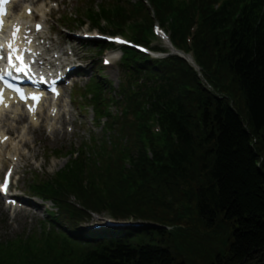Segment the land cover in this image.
I'll use <instances>...</instances> for the list:
<instances>
[{
  "label": "trees",
  "instance_id": "obj_1",
  "mask_svg": "<svg viewBox=\"0 0 264 264\" xmlns=\"http://www.w3.org/2000/svg\"><path fill=\"white\" fill-rule=\"evenodd\" d=\"M237 1L239 10L236 0H226L217 11L207 10L205 0L172 1L164 18L208 24L213 46L222 50L218 77L230 96L198 93L183 100L172 85L161 88L151 105L160 107L156 112L174 139L168 137L167 152L154 151L152 161L142 149L127 158L138 180L128 184L137 203L127 200L121 215L135 211L184 225L186 235L204 236L202 249L184 237L180 252L173 250L167 241L174 233L153 230L145 232L153 235L145 244L115 238L93 244L80 264H264V0ZM106 173L103 185L119 182V171ZM107 201L101 197L95 206Z\"/></svg>",
  "mask_w": 264,
  "mask_h": 264
},
{
  "label": "rangeland",
  "instance_id": "obj_2",
  "mask_svg": "<svg viewBox=\"0 0 264 264\" xmlns=\"http://www.w3.org/2000/svg\"><path fill=\"white\" fill-rule=\"evenodd\" d=\"M133 1V0H131ZM160 1V0H159ZM158 1V2H159ZM182 1H186V0H182ZM206 5H207V10H216L217 6H218V2H220V0H205ZM161 3V1H160ZM69 8L66 10L68 13H72L75 11L76 9V4H69L68 5ZM127 9V8H126ZM129 11H132L133 15L125 20L126 25H132V23H134L135 28H141L142 26V19H146L147 21L149 20L147 15H144L147 12H142L141 10H131L128 9ZM188 16H193V13H187ZM127 16V15H126ZM171 19H169L168 21L170 22ZM121 21V18H120ZM146 26V25H145ZM123 30H125V28H122ZM197 29L196 31V35L193 38V45L194 48L196 49V51L198 52V54H200V56L203 59V63L208 66L211 63L218 61L220 62V58L218 60H216L217 56L215 54V52H217V50L215 49V47L213 46V41H212V36L209 34L206 26L204 24L199 25V21L197 19H194L191 23V26H189L188 29L186 30H181L180 34L184 36L185 40L189 41L188 42V46L191 43V37L189 36L192 33V30ZM134 32V31H133ZM125 36V35H124ZM126 38H128L127 36H125ZM129 39V38H128ZM152 44L149 45L148 47H153L158 45V42L156 39L152 40L151 42ZM95 50V49H94ZM97 51V50H95ZM222 51V50H221ZM107 54V53H105ZM111 54V53H110ZM208 54L210 57V60H207L205 55ZM109 55V54H108ZM207 56V55H206ZM96 55H89L88 56V63L90 64V71L91 72L94 67H96V65H98V61L96 60ZM90 61V62H89ZM220 66L222 67V64L220 62ZM223 68V67H222ZM185 66H183L182 71H185ZM119 70L116 67H112V69H107L105 70L102 75H104L108 80H111L112 82H114V87L117 89V82L120 79V72H118ZM212 76H216L215 74ZM91 116V111L90 109H88V111L85 113V115L83 117H79L80 118H85L84 121L86 122L87 120H89V117ZM145 119H138L136 120V124H132L131 122L133 121H126L124 122V126L122 129L123 133H126L128 130V128H134L135 125L138 124V122H143ZM135 121V120H134ZM90 123V122H89ZM91 127L88 125H85L80 131L79 133L75 132L73 135H69L66 139H64L62 142H60L59 144H54V143H50L48 148H44V149H34L33 154L31 155V159L33 160L35 158L36 162L35 164L37 165V167H40V171L38 169H36L37 172H39L40 175H43L45 173V168L48 169L50 172L53 171L54 169H56L57 167L61 166L64 164L65 159H63V157H59L58 160H54L52 162V164L50 165V167H47V164L45 166V168L41 165L42 162H44V160L41 158L42 156H46L48 154H50L51 151L55 150V149H62V152L64 153L66 150L70 149V147H74L79 145V143L83 140V138H87L91 132ZM140 130H138L139 132ZM80 132H83V137H80L79 134ZM40 134H44L42 130H40L39 132ZM97 136H99L100 130L97 129L96 132ZM98 160H96L95 166H92V162H87L85 169L83 170V174H87V176L82 175V177L85 176L84 181L82 182V184L79 185V189L81 188L82 190L86 191V197L89 198L90 194L95 191V190H100V196L98 197H102L105 189L107 188L108 192L110 193L111 191H113V185H110V183L108 182L106 186H103L100 182H101V178L104 179V177H101L102 172H104V168L100 170V165L97 163ZM112 161H115V163L117 162L118 164V157L114 156L111 161H108L105 165L109 164L111 167L113 165H115L114 163H112ZM111 169H108V171H110ZM36 172V173H37ZM106 177V175H105ZM106 179V178H105ZM107 181V179H106ZM94 198V196L92 197V199ZM49 208H51L50 204ZM42 213L44 214V211H42ZM5 219V212H3L0 209V224L2 222V220ZM43 218L41 217H36L34 219V221H31L29 218H25V217H19L17 220H8L7 219V225H6V237L8 238H13L15 236H17L19 233L24 232V230H26L25 232H30L31 230H37L40 231L41 229V221ZM6 220V219H5ZM92 221V220H91ZM86 223V222H85ZM88 223V222H87ZM27 227H26V226ZM2 228V226L0 225V229ZM186 238L183 240L185 242H189L192 243L196 246V248H198V250L202 249V244L205 242V240H203L204 236H201L200 234L196 233L193 237H190L189 235L185 236ZM204 247V246H203ZM171 248V247H170ZM169 248V249H170ZM55 253L53 254L56 258L55 263L53 262L52 264H63L64 263V259H58V254H59V250L58 249H54ZM171 253L174 255L175 260L177 261H182L180 260V258L175 254V252L173 250H171ZM42 254V253H41ZM189 256L192 255L190 253H188ZM52 255H49V258H44L42 259V257H36V262L34 264H39L40 261H42V264L45 263H50L51 262ZM183 261L187 264L186 260L183 259ZM182 261V262H183ZM256 260H251L250 262H248L247 264H253L255 263Z\"/></svg>",
  "mask_w": 264,
  "mask_h": 264
},
{
  "label": "snow or ice",
  "instance_id": "obj_3",
  "mask_svg": "<svg viewBox=\"0 0 264 264\" xmlns=\"http://www.w3.org/2000/svg\"><path fill=\"white\" fill-rule=\"evenodd\" d=\"M39 25L37 26V29H39ZM16 32H13V37H15L16 36ZM0 47H3V45H0ZM7 47L10 49V50H12V52H17L18 51V49H15L14 48V46H13V44L12 43H9L8 45H7ZM9 61H11V59H12V56H11V54L9 55ZM16 59H18V60H20L21 61V65H24V61H23V58L21 57V56H16ZM106 63H107V61H106ZM26 67V65L25 66H23V67H20L18 70L19 71H24V68ZM19 91V90H18ZM33 99H37V97H35V96H33L32 97ZM4 189L6 190L7 189V181H5V183H4Z\"/></svg>",
  "mask_w": 264,
  "mask_h": 264
}]
</instances>
